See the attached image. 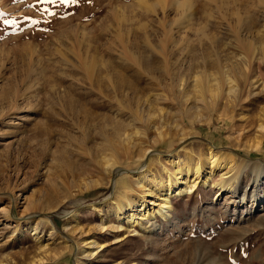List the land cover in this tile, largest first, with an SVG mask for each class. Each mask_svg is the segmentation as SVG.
I'll list each match as a JSON object with an SVG mask.
<instances>
[{
    "label": "rangeland",
    "instance_id": "obj_1",
    "mask_svg": "<svg viewBox=\"0 0 264 264\" xmlns=\"http://www.w3.org/2000/svg\"><path fill=\"white\" fill-rule=\"evenodd\" d=\"M142 1L0 0V209L22 195L0 212V264H264V4ZM240 39L256 51L249 69ZM209 148L237 183L175 198L158 230L114 243L112 179L141 192L132 172L159 154L161 177L166 156ZM85 239L105 247L85 257Z\"/></svg>",
    "mask_w": 264,
    "mask_h": 264
},
{
    "label": "bare ground",
    "instance_id": "obj_2",
    "mask_svg": "<svg viewBox=\"0 0 264 264\" xmlns=\"http://www.w3.org/2000/svg\"><path fill=\"white\" fill-rule=\"evenodd\" d=\"M261 1L264 4V0H260V2ZM190 5H191L190 2L188 1L184 3L182 2L179 3L178 0H157V2L152 4L151 7H153L152 9H154L157 6L163 8L169 6H178L186 10ZM237 33H239V31H237ZM237 37L236 38L239 39V36ZM124 43H125L123 44L124 50L122 52V55L128 58H133L130 54L131 51H129L126 45L127 42L125 41ZM238 44H241L240 47H242L244 50L243 53L247 58L249 64V66L247 65L246 67L249 69V67L251 68L252 63L254 64L253 60L256 51L252 49L251 46L243 43V40L241 39L239 40ZM83 65L84 67H86L85 62H83ZM93 66L91 65L88 68V71H90L91 74L94 73ZM248 69L246 71H248ZM247 76H248V72H247ZM247 79L248 77L245 79V81ZM223 81L226 82L229 81V84L230 82L231 83L234 82L230 78H227L226 80ZM235 84H237L236 81ZM252 84L253 86H257L256 85L257 81H254ZM226 86L228 87V85ZM217 87L219 89L218 90L219 94L218 93L215 94L216 96H222V94L226 92L225 90H228V92L226 93H229L234 98H237L238 95L237 92L241 90V87L238 84L236 86H231L230 88L224 90V82L222 85H220L219 83ZM260 129L263 130L264 126L260 125ZM127 141H129V143L131 144H134L132 143L133 139L131 136L127 137ZM142 150H143L142 159H141L142 161H144L145 159H149L150 158L149 156L154 151L151 148L142 149ZM185 154H186L185 159H181V155L179 153L176 155L166 156L165 160L167 161L170 167H166L165 165H163V163L161 164L163 165L162 166L163 175L161 177H158L157 174L153 172V170L157 168L156 162L157 163L161 162L160 154L156 157L157 159L155 160L153 159V161L156 162L151 161L146 166H142L138 171L134 173L132 172V177L135 178V182L140 188L141 192H135V190L132 187V183L129 179L126 178H120L118 180L112 179L111 185L114 187V192L113 195L111 194L108 197V200L111 199L109 202L112 203V205L114 204V208L110 211V214L111 217L113 216L118 221L117 223L119 225L117 227L118 228V231L116 233L117 237L115 238L116 241L114 243L123 241L125 237H128L127 235H123L124 237H120V234L124 233L125 231L128 232V230L132 232L134 231V234L135 232L139 234L140 232L146 233V232H152L158 230L160 227L159 224L157 223L158 221L157 218L165 222L171 220L170 214L173 210V200L175 198H179L183 196L185 197V195L194 194L198 189H201V187L204 188L218 187V190L220 192V191H224L227 187H232L234 183H237L236 180L238 176L234 174L229 175L231 172L228 166L229 163L225 161L224 158L226 157L220 151H217L214 148H209L208 152L203 155H196L192 152H187ZM228 158L231 159L233 157L229 156ZM105 161H106L105 168L107 170V173L111 175L115 170V168L117 167V165L112 160L106 159ZM119 171L120 169L118 170V172ZM216 172H219L221 174V177L224 179L222 182L214 183L213 176H215ZM114 195L115 197L113 198ZM219 195H221V193ZM152 197L153 200H149L152 199ZM21 198L22 195L20 194L18 196L16 195L15 204L13 203L14 205L12 207L11 205H9L8 207L1 208L0 212L6 214V218L10 219V217H12L13 211L16 212L17 210L16 208H18L21 205L22 203ZM117 198H119V200H117ZM99 206L101 205L95 204L92 205V208L95 209ZM62 213L67 220L71 219L74 222H76L77 220L76 212L71 213V212L62 211ZM101 219L102 222L98 230L104 233L105 221L103 217ZM72 223L68 222V224L66 225V229L71 231ZM37 230H38L37 227L35 230L32 229V234L33 235H36V233L38 234ZM104 247L105 245H99L97 241L93 239H85L80 249L82 250L83 254H85V257L92 258L95 257L96 255H99V253L104 249ZM115 264H119V263H115Z\"/></svg>",
    "mask_w": 264,
    "mask_h": 264
},
{
    "label": "snow or ice",
    "instance_id": "obj_3",
    "mask_svg": "<svg viewBox=\"0 0 264 264\" xmlns=\"http://www.w3.org/2000/svg\"><path fill=\"white\" fill-rule=\"evenodd\" d=\"M40 2H42V3H56L57 2V0H40ZM60 2L61 3H66L67 2V0H60ZM27 19V18H26ZM33 23H35V21H33Z\"/></svg>",
    "mask_w": 264,
    "mask_h": 264
}]
</instances>
